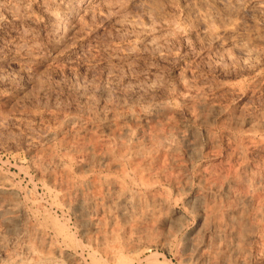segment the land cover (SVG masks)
<instances>
[{"label": "rangeland", "instance_id": "obj_1", "mask_svg": "<svg viewBox=\"0 0 264 264\" xmlns=\"http://www.w3.org/2000/svg\"><path fill=\"white\" fill-rule=\"evenodd\" d=\"M14 8L0 9V209L22 223L0 218V262L264 264V0Z\"/></svg>", "mask_w": 264, "mask_h": 264}, {"label": "bare ground", "instance_id": "obj_2", "mask_svg": "<svg viewBox=\"0 0 264 264\" xmlns=\"http://www.w3.org/2000/svg\"><path fill=\"white\" fill-rule=\"evenodd\" d=\"M18 0H0V7L2 6V8L4 9V10H7V11H10V9H13L14 8V5H15V3L17 2ZM207 1V0H206ZM211 1V0H210ZM213 1V0H212ZM261 6V5H260ZM17 7V6H16ZM2 8H0L1 10H3ZM17 9V8H16ZM3 10V11H4ZM14 10H15V8H14ZM47 10V9H46ZM52 10V9H51ZM12 11V10H11ZM47 11H49V10H47ZM54 11H56V10H54ZM15 12H16V10H15ZM14 11H13V13L12 14H14L15 13ZM51 12V16L52 15H54V12H53V10L52 11H50ZM53 12V13H52ZM56 13V12H55ZM58 13V12H57ZM50 15V14H49ZM55 16V15H54ZM57 17L58 16H60V14L59 15H56ZM201 16L205 19V14H202L201 13ZM61 18V17H60ZM59 21V20H58ZM205 23L207 22V21H204ZM58 23V22H57ZM235 27H237V26H235ZM222 33H226V34H230V35H233V37L235 38L238 34L240 35V33H239V31L237 30V28H234V27H226V28H224L223 27V29H222ZM242 36V35H241ZM240 36V37H241ZM239 37V38H240ZM237 38V37H236ZM235 38V39H236ZM243 39V38H242ZM241 39V40H242ZM239 39H236L235 40V44L237 45V47L240 49V50H242V51H248V45L247 44H245L246 42H244L243 41V43L242 42H239L238 41ZM70 119V118H69ZM1 120V119H0ZM68 121V120H67ZM72 121V119H70L68 122H71ZM182 136L184 137V136H186L185 134H182ZM188 146H189V148H191V150H193V148L194 147H196V142H194V141H188V144H187ZM193 147V148H192ZM112 202L116 205V209H117V212L119 213V214H121V215H125V214H127L128 213V211H129V207H130V204H131V197L129 196V194L128 193H122L121 195L119 194L118 196H117V198L115 199V200H112ZM19 208L20 207H17V205L16 204H14V203H11V205H9V206H4L2 209H0V218H1V220H2V222H3V224H4V226H5V228H6V231H9V232H12V231H14V230H16L17 228H19L20 229V225H21V217H20V215H19ZM171 219V216H166V219ZM90 220V222L92 223V220L91 219H89ZM18 229V230H19ZM17 230V231H18ZM37 230H38V228H37ZM39 231V230H38ZM41 231V230H40ZM15 233V232H14ZM40 233H42V232H40ZM4 244L0 241V250H2L3 248H4ZM188 246H189V249H190V253L193 255V254H195V255H197V254H199V252H200V250H201V248H202V246H201V244H200V242H198V240H196V239H194V238H189V240H188ZM24 247H25V251H26V253L28 254V256L30 257V258H32V257H34V255H36V253L33 251V249H32V247L29 245V244H24ZM8 256V255H7ZM13 260H18L19 261V259H18V257L17 256H10ZM0 261H2V260H0ZM2 262H0V264H1ZM3 264V263H2Z\"/></svg>", "mask_w": 264, "mask_h": 264}]
</instances>
